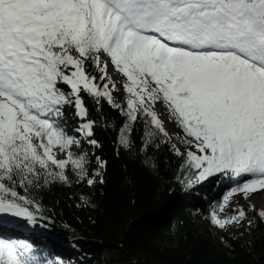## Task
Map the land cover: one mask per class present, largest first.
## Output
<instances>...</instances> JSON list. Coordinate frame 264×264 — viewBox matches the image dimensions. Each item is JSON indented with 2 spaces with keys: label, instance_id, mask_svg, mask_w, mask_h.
Segmentation results:
<instances>
[{
  "label": "snow or ice",
  "instance_id": "6c2138e0",
  "mask_svg": "<svg viewBox=\"0 0 264 264\" xmlns=\"http://www.w3.org/2000/svg\"><path fill=\"white\" fill-rule=\"evenodd\" d=\"M97 129L125 172L163 179L167 151L185 194L232 181L207 218L234 255L224 233L264 220L232 203L264 190V0H0V264H65L14 233L52 222L56 189L95 206Z\"/></svg>",
  "mask_w": 264,
  "mask_h": 264
},
{
  "label": "trees",
  "instance_id": "16d2710c",
  "mask_svg": "<svg viewBox=\"0 0 264 264\" xmlns=\"http://www.w3.org/2000/svg\"><path fill=\"white\" fill-rule=\"evenodd\" d=\"M118 95H124L122 89ZM89 107H93L91 102ZM105 112H108L107 105ZM111 116L115 121L118 113L113 112ZM97 135L111 162L107 184L93 197L95 206L77 207L73 193L79 196V192L75 189H56L43 197L45 208L53 216L52 222H48V232L60 243L69 241L76 261L84 264H264L263 220L253 228L252 235L247 231V238L224 233L235 248L234 255L226 254L217 232L207 231L219 244L200 234L194 217L208 222L210 209L204 199L210 197L213 180L190 194L170 196L173 186L184 190L172 184V174L177 170L175 157L162 151L163 179L132 164L125 172L121 162L112 161L114 133L97 129ZM250 214L254 215L255 211L251 210ZM48 248L41 250V255L51 252V247ZM62 259L65 264L69 263Z\"/></svg>",
  "mask_w": 264,
  "mask_h": 264
},
{
  "label": "rangeland",
  "instance_id": "374dc122",
  "mask_svg": "<svg viewBox=\"0 0 264 264\" xmlns=\"http://www.w3.org/2000/svg\"><path fill=\"white\" fill-rule=\"evenodd\" d=\"M118 88H120V89H122V86H121V84H119L118 83ZM167 128H168V130H169V132H171L172 134H173V136H176L177 134H180V135H182L183 133H182V130H180L179 128H174L170 123L169 124H167ZM54 151L56 152V155L58 156V157H60V156H62L63 154L62 153H60L58 150H56V149H54ZM225 180V179H224ZM219 186H217L216 187V189H214V193H215V195L213 194V196L212 197H207V198H205L204 199V202H205V204L207 205V207L209 208V209H211V206L214 204V203H216V202H220L221 201V198H222V196L224 195V193L222 192L221 193V189L219 188L218 190H217V188H218ZM173 189H174V193H180V194H182V193H185V190H183V191H181V189L180 188H178V187H176V186H173L172 187V191H173ZM215 190H216V192H215ZM217 192H219V195H217L218 193ZM234 197H236V199H232V203L233 204H236V203H238L239 205H243L244 207H246V208H250L251 210H254L255 212H258V211H260V209L259 208H257V207H254L253 205H251V204H246L245 202H242L241 200H239V199H237V197H239V194L238 195H234ZM233 198V197H232ZM228 209L226 208L225 209V211H227ZM264 221V220H263ZM194 222H195V224H196V226L199 228V231H200V234L203 236V237H205V238H207V239H209V240H211V241H213V242H215V243H217V244H219V242H218V240L215 238L214 239V237L213 238H210L209 236H208V232L207 231H209V232H211V234L213 233H215L216 232V229L215 228H213L210 224H209V222H206V223H204V222H202L201 220H199V218L198 217H194ZM247 225H245V227L244 228H230L227 232H226V234H228L229 236H232V237H235V236H243L244 238H247L248 236H247ZM51 240V239H50ZM50 240H47L48 242H50ZM51 242H55L54 241V239H52V241ZM164 244V243H163ZM61 253H63L62 255L63 256H65V258L69 261V263L68 264H76L77 263V261H76V259L75 258H73V250H72V247L70 246V244L68 243V241H66L65 240V242H62V244H61ZM59 250V251H60ZM53 251V253H54V249L52 250ZM58 251V252H59Z\"/></svg>",
  "mask_w": 264,
  "mask_h": 264
},
{
  "label": "bare ground",
  "instance_id": "6f19581e",
  "mask_svg": "<svg viewBox=\"0 0 264 264\" xmlns=\"http://www.w3.org/2000/svg\"><path fill=\"white\" fill-rule=\"evenodd\" d=\"M219 195V192H217ZM238 195V194H235ZM232 199H236V197L233 196ZM237 199L241 200L242 202H245L246 204H251L254 207H257L260 209V211H264V190H261L259 194H251L250 199H245L243 196L239 194V197ZM238 229V228H237Z\"/></svg>",
  "mask_w": 264,
  "mask_h": 264
}]
</instances>
